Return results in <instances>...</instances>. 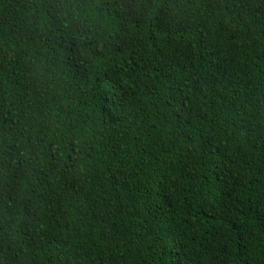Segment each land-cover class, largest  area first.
Instances as JSON below:
<instances>
[{"label": "trees", "instance_id": "1", "mask_svg": "<svg viewBox=\"0 0 264 264\" xmlns=\"http://www.w3.org/2000/svg\"><path fill=\"white\" fill-rule=\"evenodd\" d=\"M0 264H264V0H0Z\"/></svg>", "mask_w": 264, "mask_h": 264}]
</instances>
